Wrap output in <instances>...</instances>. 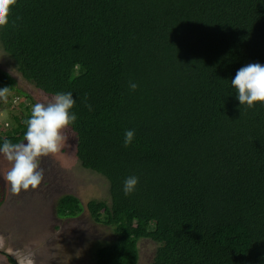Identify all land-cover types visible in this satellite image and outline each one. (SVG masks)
I'll return each instance as SVG.
<instances>
[{"label":"trees","instance_id":"trees-1","mask_svg":"<svg viewBox=\"0 0 264 264\" xmlns=\"http://www.w3.org/2000/svg\"><path fill=\"white\" fill-rule=\"evenodd\" d=\"M0 54V88L27 102L0 121V145L23 142L36 104L17 78L76 100L63 135L108 196L64 194L56 213L109 227L94 264H139L144 240L145 264H264V103L240 105L231 86L264 65V0H17Z\"/></svg>","mask_w":264,"mask_h":264},{"label":"rangeland","instance_id":"rangeland-1","mask_svg":"<svg viewBox=\"0 0 264 264\" xmlns=\"http://www.w3.org/2000/svg\"><path fill=\"white\" fill-rule=\"evenodd\" d=\"M4 60L5 58L0 56V67L6 70L9 65L4 64ZM11 72L13 73V71ZM17 80L19 81L18 86L23 92H27L34 102L46 101L21 78H17ZM26 105L25 97L16 93L13 96L11 94L7 102H0V121L8 124L9 112L22 109ZM63 136L65 137V135ZM41 167L44 169V173L48 171L51 173L49 179H53V184L50 190L46 189V186L42 187L52 194L47 196L42 193L40 185L35 190H22L18 195H13L10 185L5 180L11 164L0 154V178L4 184L0 204V221L11 220L12 215L13 220L22 221V223H6L7 227L0 223V249L6 248L19 264H94L93 250L98 245L110 242L113 235L108 227L94 221L89 210L84 209L82 214L73 219H61L55 223H46L49 228L42 233L36 231L37 227L32 228L33 225H40L37 224L38 222L35 224L29 222L40 221L43 216L54 213L52 206L56 196L75 195L83 206L91 199H106L108 190L103 178L78 166L69 153L66 137L61 151L42 158ZM49 179L45 178L48 184L51 181ZM32 198L33 200L30 201ZM44 201L46 204H42ZM43 205H47V207H43ZM17 225H22L24 231L30 235L25 238H13L9 233V228ZM139 249V264L149 262L153 255L149 250V242L142 241ZM6 259L2 261L0 258V264H13L10 259ZM17 262L16 264H18Z\"/></svg>","mask_w":264,"mask_h":264},{"label":"clouds","instance_id":"clouds-1","mask_svg":"<svg viewBox=\"0 0 264 264\" xmlns=\"http://www.w3.org/2000/svg\"><path fill=\"white\" fill-rule=\"evenodd\" d=\"M16 3L17 0H0V28L8 25L12 8ZM231 86L236 90L240 105H247L249 108H252L256 102L264 103V65L250 63L241 67L237 71L235 78L231 80ZM137 87L136 83H130L131 90L134 91ZM10 88H0V100L7 102ZM75 103L76 100L73 98L71 92H58L51 100L36 103L31 109L30 118L25 121L27 131L24 134L23 142L13 143L5 139L3 144L0 145V154L11 164V168L6 173L5 180L10 185L13 195H18L22 190H35L40 185L41 187L46 186L45 188L50 190L49 184L44 179L45 173L41 167L42 158L61 151L65 141L62 130L77 120L76 114L71 112ZM89 109L91 110L90 105ZM134 137L135 130H127L125 132V147H128L133 142ZM137 185L138 177L129 176L126 178L123 185L124 195L128 196L134 193ZM45 188H41V191L43 190L42 193L50 196L52 193ZM59 198L58 196L55 197V202L52 206L54 213L43 216L40 221L29 222L32 224L38 222L37 224H40L37 226L33 225L32 228L37 227L36 231L41 233L46 232L49 228L46 223H55L58 220L64 219L56 213ZM42 204H46V202L44 201ZM43 207H47V205H43ZM12 217L13 215L11 216V220L3 219L0 223L5 227H7L6 223H22L19 219L13 220ZM23 231L22 225L9 228V233L13 238H25V236L30 235L25 231L23 233ZM9 253L6 248L0 249L1 260L5 261L7 260L6 258H12L16 263L17 259Z\"/></svg>","mask_w":264,"mask_h":264},{"label":"flooded vegetation","instance_id":"flooded-vegetation-1","mask_svg":"<svg viewBox=\"0 0 264 264\" xmlns=\"http://www.w3.org/2000/svg\"><path fill=\"white\" fill-rule=\"evenodd\" d=\"M50 174H51L50 171L47 172V173H45V175H44L45 178L49 179ZM46 175H47V176H46ZM45 178H44V179H45ZM49 180H51V178H50ZM52 184H53V179H52V180L50 181V183H49V188L51 187Z\"/></svg>","mask_w":264,"mask_h":264}]
</instances>
